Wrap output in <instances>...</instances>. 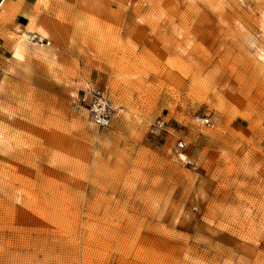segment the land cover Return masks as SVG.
<instances>
[{
    "label": "rangeland",
    "instance_id": "374dc122",
    "mask_svg": "<svg viewBox=\"0 0 264 264\" xmlns=\"http://www.w3.org/2000/svg\"><path fill=\"white\" fill-rule=\"evenodd\" d=\"M3 2L0 264H264V0Z\"/></svg>",
    "mask_w": 264,
    "mask_h": 264
},
{
    "label": "built area",
    "instance_id": "2783aa9c",
    "mask_svg": "<svg viewBox=\"0 0 264 264\" xmlns=\"http://www.w3.org/2000/svg\"><path fill=\"white\" fill-rule=\"evenodd\" d=\"M1 47L2 43L0 42V48ZM81 102L88 107V111L91 114V120L96 127L106 129L111 126L113 121L112 114L105 97L100 92H86V95L81 99ZM204 123L210 125V120L207 119L204 121ZM162 126V122H159L157 128L162 129ZM151 132L154 133L155 131L152 130ZM178 148L180 150L185 149V143L181 141L178 145Z\"/></svg>",
    "mask_w": 264,
    "mask_h": 264
},
{
    "label": "bare ground",
    "instance_id": "6f19581e",
    "mask_svg": "<svg viewBox=\"0 0 264 264\" xmlns=\"http://www.w3.org/2000/svg\"><path fill=\"white\" fill-rule=\"evenodd\" d=\"M34 30L33 25H30L28 28V31L31 33V31ZM37 37H34V39H36ZM28 41H26V39H21L14 47V51H13V57L16 61L21 62L25 56L26 50H27V45H28ZM44 54H48L47 52H45Z\"/></svg>",
    "mask_w": 264,
    "mask_h": 264
},
{
    "label": "crops",
    "instance_id": "0c3cea01",
    "mask_svg": "<svg viewBox=\"0 0 264 264\" xmlns=\"http://www.w3.org/2000/svg\"><path fill=\"white\" fill-rule=\"evenodd\" d=\"M5 1H6V0H4V2L2 3V5H4ZM18 20H20V19H18ZM14 23L16 24L17 22L14 20ZM28 28H29V27H28ZM28 28H27V32L30 33V32L28 31ZM31 33H34V30H32Z\"/></svg>",
    "mask_w": 264,
    "mask_h": 264
}]
</instances>
